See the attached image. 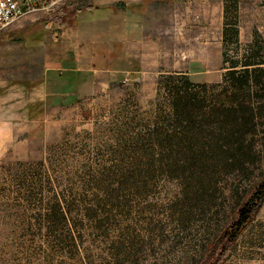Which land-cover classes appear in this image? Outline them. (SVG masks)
<instances>
[{
  "label": "rangeland",
  "instance_id": "1",
  "mask_svg": "<svg viewBox=\"0 0 264 264\" xmlns=\"http://www.w3.org/2000/svg\"><path fill=\"white\" fill-rule=\"evenodd\" d=\"M101 12L139 27L142 58L103 62L93 89L58 107L30 96L27 126L0 149V264H202L229 222L235 190L264 172L259 129L242 167L229 165L234 151L219 157L212 127L197 132L208 148L196 168L177 163L188 150L175 139L166 152L161 133L145 140L169 112L168 77L210 87L227 71L224 57L257 48L264 60V0H63L0 29V93L25 73L24 87L34 88L40 57ZM224 28L236 31L232 41L224 43ZM223 264H264V203Z\"/></svg>",
  "mask_w": 264,
  "mask_h": 264
},
{
  "label": "trees",
  "instance_id": "2",
  "mask_svg": "<svg viewBox=\"0 0 264 264\" xmlns=\"http://www.w3.org/2000/svg\"><path fill=\"white\" fill-rule=\"evenodd\" d=\"M235 37V30L224 28V43ZM223 63L227 65V71L219 84L210 87L206 84H193L185 76L168 77L161 84L169 114L165 113L155 122V128L147 127L145 140L148 145L153 144L154 137L161 133L163 138L157 141V145L163 152L170 149V138L175 139L182 149L188 150L187 154L176 153L177 163L192 168L205 165L203 160L208 147L206 143L198 145L200 137L197 132L212 127L217 132L214 136L218 141L219 157L222 156L226 162L229 159L228 153L234 151V155L230 154L229 165L234 163L242 167L246 157L256 147L252 138L259 129L262 135L260 146L264 151V123L260 122L258 126L254 119L256 115L264 117V60L258 57L256 48L246 51L238 60L224 57ZM208 89L212 94L208 95ZM216 89L217 93L213 94ZM196 146L199 148L193 152ZM180 172L184 173V170ZM213 192L204 191L210 198ZM235 192L229 222L208 244L202 264H223L239 236L255 220L264 203V172L256 183L241 193L237 190Z\"/></svg>",
  "mask_w": 264,
  "mask_h": 264
},
{
  "label": "crops",
  "instance_id": "3",
  "mask_svg": "<svg viewBox=\"0 0 264 264\" xmlns=\"http://www.w3.org/2000/svg\"><path fill=\"white\" fill-rule=\"evenodd\" d=\"M34 15L31 13L22 18L32 21ZM96 15L90 18L86 29L77 25L73 38H64L40 57L43 58L42 75L34 88L27 90L24 87L28 82L25 73V77L17 79L19 82H11L8 89L0 93V149L10 148L19 129L27 126L23 112L30 96L32 103L38 101L50 108L58 107L65 99L72 100L76 95L92 90L95 80L105 69L102 64L114 61L124 64L128 61L126 58H142L141 30L129 27L128 16L115 17L109 12ZM133 19L135 21V15ZM16 21L10 24L8 31L16 29ZM84 29L86 35L81 38ZM26 61L21 62V69L27 68ZM3 81L0 78V87L5 85Z\"/></svg>",
  "mask_w": 264,
  "mask_h": 264
},
{
  "label": "built area",
  "instance_id": "4",
  "mask_svg": "<svg viewBox=\"0 0 264 264\" xmlns=\"http://www.w3.org/2000/svg\"><path fill=\"white\" fill-rule=\"evenodd\" d=\"M63 0H0V29L19 18L49 10Z\"/></svg>",
  "mask_w": 264,
  "mask_h": 264
}]
</instances>
